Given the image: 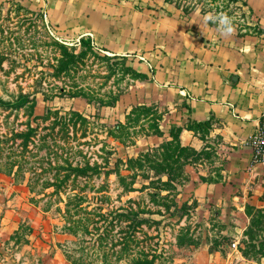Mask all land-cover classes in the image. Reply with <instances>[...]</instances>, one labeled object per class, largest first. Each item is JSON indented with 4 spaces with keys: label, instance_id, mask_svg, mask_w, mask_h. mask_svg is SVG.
<instances>
[{
    "label": "rangeland",
    "instance_id": "374dc122",
    "mask_svg": "<svg viewBox=\"0 0 264 264\" xmlns=\"http://www.w3.org/2000/svg\"><path fill=\"white\" fill-rule=\"evenodd\" d=\"M35 1L0 0V54L8 56L0 64V97L5 99L11 98L20 90L33 91L37 87L36 79L41 77L40 71H52L47 64L53 60L55 50L46 43L49 35L69 45L77 43L75 42L77 33L69 28L55 26V23H51L50 28L47 27L46 22L50 21L47 9H39ZM163 1L166 0H115V3L117 6L121 3V6L129 7L132 14L130 21L135 27L142 24L143 16H148V13L155 15L156 6H160ZM172 2L180 3V15L205 35H222L218 21L215 19L205 21V16L209 13L214 18L221 12L233 18L236 29L233 35H245L255 31L257 27L254 13L243 0H172ZM101 6L106 7L104 4ZM26 9L43 15L42 19L39 14H31ZM127 11L126 9L125 12ZM120 14H123V9L120 10ZM43 18L46 26L43 24ZM96 48L101 55H111L103 46L96 45ZM123 56L126 57L125 60L116 65H110L112 61L89 58L77 73L79 84L85 88L94 89L98 93L120 92L117 108L107 105L101 107L81 97H55L45 100L42 93L37 94L34 108L36 115L44 114L48 106L59 107L63 112L74 108L89 117L99 115L100 119L92 118V124L87 126V137H82L81 129L78 131V139L72 138L69 142L60 140L62 138L55 134L48 136V142L54 145V148H58L59 154H62L61 158L56 157L54 153L49 155L48 148L39 150L31 144V151L26 152V157L19 156L24 169L16 172L17 169L14 168L13 172H6L9 156L16 159L18 153L10 149L14 146L12 142L3 144L1 141H5L3 136L10 134L12 130H25L28 117L23 110L8 116L7 112L0 109V264H132L133 258L138 255L128 254L131 246L124 245V239L121 244L115 245L118 239L126 236L124 232L127 229L126 223L115 221V226L112 227L109 222L111 217L107 214L112 210L128 208L129 205L148 209L154 213L146 216L162 220L159 227L144 225L138 235L141 240L137 245L139 247L132 246V251L135 250L133 252L141 250L148 253L149 259L153 250H157L159 257L154 264H264V254H261L264 253V244L258 243L261 237L264 238V203L260 206L248 205L241 210L236 205L221 206L212 202L211 204L199 202L191 195L193 185H187L189 178L183 179L181 184L180 180L173 181L174 188L160 184L165 190L157 197L153 195L157 189H153L152 186L158 183H149L153 171L146 172L148 176L138 177L134 184L136 188L149 186V189L144 188V191L125 193L116 174L110 176L101 174L91 178H79L76 186L69 182L59 194H53L54 188L44 191L45 195H37L39 191L32 192L31 182L40 188L46 178H51L53 171L49 162L55 164L56 158L61 162L64 157L74 162H83L85 156L91 162H98L108 168L115 166L119 156L136 157L141 151L149 150V158H154L156 163L157 151L151 150L154 145L146 142L148 135H145L151 132L153 121L150 122V118L143 120L142 117L145 116L139 115L142 109L134 108L140 104L142 92L146 91L144 85L152 83H146L145 79L133 78L130 73H126L124 64L134 66L131 62L136 61L135 66H138L137 56ZM110 66L116 67L117 73L104 78L110 74ZM43 80V86L51 93H55L57 87H68L71 84L69 77L54 79L47 76ZM149 90L151 96L144 94L143 99L149 98L148 102L152 103L146 105L153 109H150V114L147 115L153 118L165 115L169 111V105L157 104L156 101L161 102L162 99L157 97L154 89ZM126 93L127 101L125 97L122 98ZM128 102L129 105L125 104ZM97 121L99 125L95 124ZM119 121L122 123L126 121L124 127H115ZM37 124L40 126L41 134L48 131L44 126H48L49 123L32 121L33 126ZM163 126L165 130H170L168 120ZM192 127L203 137L210 133L205 126L194 123ZM108 132H112L116 137L109 136ZM213 138L216 140L217 137ZM54 139L60 145H55ZM36 141L39 142V138H36ZM112 149L116 153L109 157L105 151ZM212 152L211 149H204L200 155L195 153L190 155L192 161L204 166L213 163L209 165L210 175L219 169L223 161L219 156L214 157ZM108 157L110 163L106 165ZM147 157L144 159L146 164L149 160ZM155 163L149 164L155 166ZM119 168L122 169L124 166L120 165ZM121 172L124 175L131 174L125 169ZM169 191L170 195L162 198ZM74 193H81L86 197L83 208H77L75 205L76 208L73 205L69 207L68 196ZM130 198L135 201L133 204L130 203ZM185 200L188 201L189 207L185 210L183 218L178 220L183 211L178 212L175 218H171L165 206H171L175 202L181 204ZM99 207L106 213L105 221L99 215L83 212L84 208L91 210ZM68 208L71 212L66 213ZM76 210L79 211L77 215ZM71 220L79 221L76 234L68 229L74 226ZM84 224L88 226L86 231ZM99 234L106 237L102 239L107 243L104 247ZM259 245L262 249L258 247ZM105 253L108 256H105Z\"/></svg>",
    "mask_w": 264,
    "mask_h": 264
},
{
    "label": "crops",
    "instance_id": "0c3cea01",
    "mask_svg": "<svg viewBox=\"0 0 264 264\" xmlns=\"http://www.w3.org/2000/svg\"><path fill=\"white\" fill-rule=\"evenodd\" d=\"M107 1L35 3L39 9H47V21L76 32L75 42L90 36L110 54L137 56L138 66L133 61V67L148 75L146 83H152L144 85L146 91L139 103H152L143 99L144 94L151 96V88L162 99L157 104L169 105L160 121L164 135L150 134L147 143L156 146L170 138L163 126L168 120L170 127H183L182 145L198 151L211 149L214 157L223 159L211 174L214 177L209 174L213 163L186 165L193 198L221 206L236 205L241 210L262 205L264 167L252 162L251 137L264 115V0H243L254 13L257 27L241 36L205 35L167 1L156 6L155 15L148 13L147 19L143 16L142 24L134 27L129 7ZM245 46L251 51L242 52ZM123 97L127 101V93ZM207 120H211L210 133L203 137L191 126Z\"/></svg>",
    "mask_w": 264,
    "mask_h": 264
},
{
    "label": "trees",
    "instance_id": "16d2710c",
    "mask_svg": "<svg viewBox=\"0 0 264 264\" xmlns=\"http://www.w3.org/2000/svg\"><path fill=\"white\" fill-rule=\"evenodd\" d=\"M167 2L174 3L178 8L180 7V3L172 2V0H166ZM243 3L246 4L245 1ZM18 6V5H17ZM19 8H24L23 6H18ZM31 14H39L38 12L34 10H28ZM186 11V9H183ZM40 15V14H39ZM43 15H40L42 19ZM47 27L50 28L51 22H46ZM43 24H45V20L43 18ZM52 25V24H51ZM49 40L47 45H51L55 50L54 52V58L52 61L48 62V66L52 69V71H43L41 70V77L36 79L37 87L33 91H24L20 90L17 94L13 95L9 99H5L3 97H0V109L2 111L7 112V115L10 116L14 112H20L21 110L24 111V113L27 115L28 119L26 121V129L21 131L12 130L10 134H6L3 136V139H6L5 141H1L3 144H8L12 142L14 145L12 148V151L14 153H18L16 155V159H14L12 156H9V162H8V169H6V172L11 173L13 172V169L16 168V172H20L24 169V164L22 163L21 157H26V152L31 151V144L36 147L37 149H44L48 148L49 155L50 153H54L56 157L61 158L62 154H59L58 148H54V145L52 146L48 142V136H51L54 134L59 136L60 140L69 142V139L76 138L78 139V131L81 129L82 131V137H87V126L91 125L92 118L98 119L99 115L96 116H86L84 113L71 108L69 110H66L63 112L59 107H53L48 106L46 108V111L42 115H36L34 114V108L36 106V96L38 93H42L45 100H50L51 98L59 97V98H86L88 101H93L99 106H115L117 101L119 100L120 92H106V93H98V91L91 89V88H85L81 84H79V81L77 79V73L78 70H80L86 63V61L89 58H98L102 60H106L110 62V65H116L120 63L122 60H125V56L111 54V55H101L98 53L96 45L93 42V39L90 36H83L80 38V40L77 43H74L73 45H69L65 43L64 41L59 40L55 36L49 35ZM106 50L105 48H103ZM2 57L0 58V64L7 58L8 56L0 54ZM21 63V62H19ZM124 70L126 73H130L133 78H148V75L146 73L140 72L137 69H135L133 66H126L124 64ZM116 67L112 68L110 66V74L105 76L104 78L112 77L116 74ZM124 73V72H123ZM47 76L52 77L54 79H65L66 77L71 78V84L68 87H57V90L55 93L49 92L44 86H43V79ZM136 109H142V112L139 113V115H143L145 117L143 120H146V118H150V122L153 121V124L151 126V132H147L145 135L150 134H156L159 136L164 135V131L160 127V121L163 118L161 115L160 117H150V106H147L146 104H139L136 107ZM151 115H153L151 113ZM126 118L128 119V115H126ZM100 119V118H99ZM138 120V119H137ZM32 121H42L44 123H49L48 126H44L45 130H48L46 133L41 134L39 131V124L36 126L32 125ZM95 121H93L94 124ZM126 123V121L124 122ZM124 123L117 122L115 124V127L122 128L124 127ZM196 124H199L201 126H205L209 129L211 125V120H207L205 122H195ZM95 124L99 125V122L97 121ZM194 124V123H193ZM192 124V125H193ZM83 126H86L84 128ZM192 127V126H191ZM84 131H83V130ZM183 127L178 126L176 124H171L169 135L170 138L162 141L159 145L153 146L151 150L157 151L158 160H153L151 157L149 158L150 152L149 150L141 151L138 156L136 157H130L127 156L123 158V156H119L116 159L115 166L114 167H108L105 168V166H102L98 162H91L89 159H87L84 156V161L80 162H74L71 161L68 157H64L62 162L58 158H56L55 164L52 163V161L49 162L50 169L53 171V175L51 178H46L44 182L41 184L40 188H37L30 183V187L32 192H37V195L44 194L48 188H54L53 194H59L64 188H66L69 184V182H73L72 186H76V182L79 180V178H91L95 175H101L104 174L105 176H110L111 174H116L123 191L125 193H129L132 191H144L145 189H149V186L136 188L134 187V184L136 183L138 177L148 176L146 172L153 171V176L150 177L149 183H158L156 186H152L155 192H153L154 196H159L160 193L165 190L160 187V184L162 185H170L173 186V181H179V184L182 183V180H187L188 174H186L185 167L188 164H192L194 161H192L191 153H195L196 155H200L202 151H198L190 146H184L181 143L180 140V134ZM150 131V130H149ZM72 134V136H71ZM109 136L116 137L112 135V132H108ZM36 138H39V142L36 141ZM55 145L58 144L57 140H53ZM41 145H40V144ZM6 148V147H5ZM107 155L110 157L112 154L116 153L114 150H106L105 151ZM13 153V152H12ZM81 153V151H80ZM147 157L146 162L155 163L154 165H148L145 163V158ZM50 157V156H49ZM106 158V165H109L110 159ZM151 159V160H150ZM25 159L23 160V162ZM120 165H123L124 168L131 174L124 175L122 174L121 170L119 168ZM158 168V169H157ZM32 171V169H31ZM46 171V170H45ZM177 171V172H176ZM35 173L36 170H35ZM166 178V180H164ZM30 180V179H29ZM31 181V180H30ZM145 188V189H144ZM41 191V192H40ZM170 191L163 195L162 198H167V196L170 195ZM67 203L70 205H75L77 208H83V203L86 201V197L84 194L81 193H74L72 196H68ZM130 203L133 204L135 202L130 198ZM74 206V207H75ZM75 207V208H76ZM166 211L168 212L169 216L171 218H175L177 213L180 211L181 214L178 216V220H181L183 216L185 215V210L189 207L188 201H183L181 204L178 202H175L171 206H165ZM83 212L87 214H96L100 217H103V220H106V213L102 212V208H95L88 210L87 208H84ZM82 210V209H80ZM71 212L70 208L67 212ZM68 212V213H69ZM154 212L149 211L148 209L141 208L140 206L133 207L131 205L128 206V208H119L116 210H112L111 212H108L107 214L111 217V220L109 221L111 226H115L114 222L117 223H126L127 229L124 230L126 233V236L122 237L121 239H118V243L121 244L122 240L124 239L125 242L124 245H127V247L131 246L129 248V253L131 255H138L133 258L132 264H154L156 259L159 257V253L157 250H153L151 254V258L149 259L148 253H144L140 250L137 252L132 251V246H137L141 243L140 237L138 236L143 229L144 225H148L151 227H159L162 220H157L152 217L146 216L147 214H153ZM161 215V212H158ZM79 214V211L76 210V215ZM72 219V218H71ZM89 221V220H88ZM87 221V222H88ZM71 223H74V226L69 227V231L73 234L77 233V230L79 229V221L78 220H71ZM90 224V223H89ZM84 230H88V226L84 224ZM106 232L108 227H105ZM77 229V230H76ZM85 230V231H86ZM89 232V231H87ZM103 234H99V239L101 240L102 247L106 246L107 243L104 242L102 239H105L106 237H102ZM260 245L264 244V238L261 237L260 241L258 242ZM258 246L260 249H262L261 246ZM139 247V246H137ZM126 250V251H128ZM132 251V252H131ZM133 253V254H132ZM261 254H264L261 252ZM105 256H108L105 253ZM144 256V257H143ZM105 261H107V258H105ZM74 263V262H73ZM109 264V263H107Z\"/></svg>",
    "mask_w": 264,
    "mask_h": 264
},
{
    "label": "built area",
    "instance_id": "2783aa9c",
    "mask_svg": "<svg viewBox=\"0 0 264 264\" xmlns=\"http://www.w3.org/2000/svg\"><path fill=\"white\" fill-rule=\"evenodd\" d=\"M251 146L253 150L252 162L262 164L264 167V115L251 137ZM233 245L236 246V244Z\"/></svg>",
    "mask_w": 264,
    "mask_h": 264
},
{
    "label": "clouds",
    "instance_id": "9594fccd",
    "mask_svg": "<svg viewBox=\"0 0 264 264\" xmlns=\"http://www.w3.org/2000/svg\"><path fill=\"white\" fill-rule=\"evenodd\" d=\"M214 19L218 21L219 29L222 35L231 36L235 33L236 29L233 25V18L229 17L227 13L221 12L215 18L211 13L205 16V21ZM241 51L244 53H248L251 51V48L249 46H245L241 49Z\"/></svg>",
    "mask_w": 264,
    "mask_h": 264
}]
</instances>
